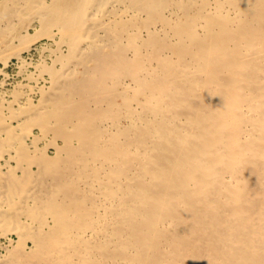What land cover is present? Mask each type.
Segmentation results:
<instances>
[{
	"label": "bare ground",
	"instance_id": "obj_1",
	"mask_svg": "<svg viewBox=\"0 0 264 264\" xmlns=\"http://www.w3.org/2000/svg\"><path fill=\"white\" fill-rule=\"evenodd\" d=\"M11 57L0 264H264V0H0Z\"/></svg>",
	"mask_w": 264,
	"mask_h": 264
},
{
	"label": "rangeland",
	"instance_id": "obj_2",
	"mask_svg": "<svg viewBox=\"0 0 264 264\" xmlns=\"http://www.w3.org/2000/svg\"><path fill=\"white\" fill-rule=\"evenodd\" d=\"M29 30L31 33H33L32 27H30ZM36 44H37V48L35 46V48L32 47L30 50H24L23 51V57H25V59L27 60V63H28L27 68L30 71H32V70L34 71L35 65L33 66V64L37 63L38 60L42 59L41 58L42 52L38 47L39 46L41 47L44 44L45 45L50 44V46H53L52 43H50V41L47 40L46 38H41L40 40H38L36 42ZM18 60L19 59H17L16 57H11L9 64L6 66L4 65L2 60L0 61V69L3 68V71H0V80L5 81L4 86L7 89H9L10 91H13L16 88V86L18 85V83L22 80L21 75L19 74V71L23 67L26 66L25 65L22 67L20 61H18ZM29 62H31V63L29 64ZM1 78L2 79L4 78V79L2 80ZM51 152H52V150H51ZM17 240H18V234L17 233L11 232V233L2 235V233L0 231V255H5L7 252L6 250H8L9 248H12V246H14L16 244ZM30 246H32V242L27 241V247H30Z\"/></svg>",
	"mask_w": 264,
	"mask_h": 264
}]
</instances>
